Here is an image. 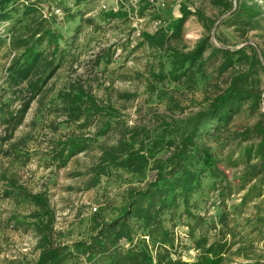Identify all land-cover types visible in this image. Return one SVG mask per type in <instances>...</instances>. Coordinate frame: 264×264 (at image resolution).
Segmentation results:
<instances>
[{"label": "rangeland", "instance_id": "1", "mask_svg": "<svg viewBox=\"0 0 264 264\" xmlns=\"http://www.w3.org/2000/svg\"><path fill=\"white\" fill-rule=\"evenodd\" d=\"M21 4L25 2L18 1V11L14 15H19L21 6L18 5ZM182 5L191 11L181 32L187 48L208 36L215 48L237 49L250 44L252 49L248 53L254 52L260 58V50L264 47V18L259 20L258 29L242 36L234 27L223 24L224 15H220L209 0H81L78 5L75 0H40L42 14L62 36L60 45L65 54L62 65L31 102L12 138L0 148V264H24L38 256V234L32 226L34 218H30L35 207L25 193L47 194L54 212L55 240L70 244L88 239L91 221L98 217L108 220L116 215L131 191L143 189L155 172L152 160L141 174L110 167L94 186L88 188L92 176L88 171L96 165V149L78 153L64 167L57 168L58 160H52L54 145L60 134L75 129L74 125L64 122L61 106V95L71 84L78 82L105 103L109 101L117 110V118L124 120L127 126L142 125L152 134L162 130L166 134L168 130H181L194 113L207 107L211 96L224 88L232 75L243 71L241 64L235 63L233 68L219 73L220 54L213 56L211 47L202 57L201 72L195 73L192 80L183 78L176 84L168 78H156L158 73L166 75L170 68L169 50L147 45L140 33H153L180 17ZM110 10L118 15L105 18L103 14ZM197 10L214 21L210 29L201 25L194 14ZM12 25V19L0 21V38L6 42ZM3 64H6L5 60L0 62V85L5 75ZM255 78L264 91V63L256 68ZM17 104L16 101L13 106ZM256 119L257 114H251L244 105L232 117L229 127L252 125ZM99 124L100 120L97 126ZM3 129L1 126V137L5 135ZM95 129L96 126L91 125L80 131L90 135ZM227 133L225 137L228 138L222 141H229L228 147L222 148L219 142H211L218 160L237 147L236 140ZM96 139L112 144L116 135L110 131ZM6 149L7 156L3 154ZM163 153L165 150L157 156ZM218 166L235 192L225 200V215L219 202L221 180L209 174L203 176L202 191L193 196L208 200L191 211L204 216L202 229L210 240L229 229L226 239L232 246L226 254V264H264V187L255 181L239 191L242 167H231L224 162ZM8 183L10 194L4 196L2 190ZM250 187L255 188L247 192ZM247 193L252 199L244 202ZM92 207L96 210L92 211ZM173 221L179 243L177 252L183 260L190 261L197 253L187 236L188 225H192L193 220L187 214L177 212ZM164 225L170 227L169 223ZM255 228L260 229L253 231ZM133 240L139 242L142 237L136 233ZM121 244L128 246L124 239ZM155 250L156 247L152 249L153 253Z\"/></svg>", "mask_w": 264, "mask_h": 264}, {"label": "trees", "instance_id": "2", "mask_svg": "<svg viewBox=\"0 0 264 264\" xmlns=\"http://www.w3.org/2000/svg\"><path fill=\"white\" fill-rule=\"evenodd\" d=\"M18 1L25 4L18 5L21 11L17 16L14 12L18 11ZM209 1L220 15H224L223 24L234 27L242 36L258 29L259 20L264 18V4L259 2L264 0ZM39 2L0 0V21L13 20L8 41L0 38V62L6 61L2 65L5 75L0 85V127L3 126L5 133L0 136V148L12 138L31 102L63 62L62 36L44 17ZM79 3L81 0H75V4ZM64 10L69 12V9ZM179 10L181 16L164 27L153 33H140L147 45L169 50L170 68L166 75L158 73L156 78H168L176 84L181 83L183 78L192 80L195 73L201 72L204 66L202 57L212 47L208 36L200 38L192 48L183 44L182 26L191 11L184 5ZM194 14L206 30L213 25L214 21L200 10ZM117 15L112 10L103 14L105 18ZM251 49L247 43L237 49L212 47L213 56L220 54L219 73L233 68L235 63H240L243 71L232 75L227 85L211 96L207 107L194 113L181 130H168L166 134L164 130L152 134L142 125L127 126L124 120L117 118V110L109 101L105 103L78 82L65 89L61 95L64 122L74 125L75 129L60 134L54 145L52 160H58L57 168L64 167L78 153L96 149V165L88 171L92 174L88 188L94 186L99 176L107 173L110 167L141 174L152 160L155 172L143 189L131 191L116 215L108 220L94 218L88 239L70 244L55 240L52 225L54 212L47 194L25 193L24 196L35 207L30 218H34L32 226L38 234L36 248L39 253L34 261L24 264H226V254L232 246L226 239L229 229L210 240L202 229L204 216L193 214L191 209L199 208L208 200L193 196L202 191L203 176L209 174L221 180L219 202L225 215V200L235 192L224 171L219 168L220 162L242 167L239 191L255 181L264 187V91L255 78L256 68L264 63V47L260 50L261 59L254 52L249 54ZM16 101L18 104L13 106ZM244 105L251 114H257V119L252 125L232 129L229 127L231 119ZM99 120L101 124L97 126ZM91 125L96 126L94 133L89 135L80 131ZM110 131L115 132L114 143L97 141L98 136H105ZM225 132L236 140L237 147L231 149L224 159L218 160L211 142H219L222 148L228 147L229 141H222L228 138ZM162 150L165 153L157 156ZM3 154L7 156L8 150ZM9 186V183L4 185V196L10 194ZM254 188L250 187L247 192ZM251 199L252 195L247 193L244 202ZM177 212L179 215L187 214L193 220V224L188 225L187 236L197 253L190 261L183 260L177 252L179 243L173 230ZM165 223H169L170 227H165ZM136 233L142 237L139 242L133 240ZM122 239L128 243L127 247L121 244ZM154 247L155 253L152 251Z\"/></svg>", "mask_w": 264, "mask_h": 264}, {"label": "built area", "instance_id": "3", "mask_svg": "<svg viewBox=\"0 0 264 264\" xmlns=\"http://www.w3.org/2000/svg\"><path fill=\"white\" fill-rule=\"evenodd\" d=\"M96 210V208L95 207H92V211H95Z\"/></svg>", "mask_w": 264, "mask_h": 264}]
</instances>
